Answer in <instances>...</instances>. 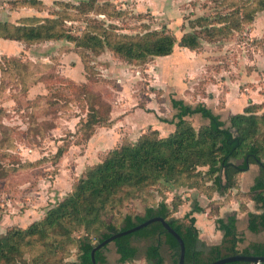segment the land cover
I'll return each mask as SVG.
<instances>
[{
	"label": "rangeland",
	"instance_id": "1",
	"mask_svg": "<svg viewBox=\"0 0 264 264\" xmlns=\"http://www.w3.org/2000/svg\"><path fill=\"white\" fill-rule=\"evenodd\" d=\"M91 1H58L27 8L15 17L60 19L62 29L77 37L92 31L98 19L105 27L116 26L118 35L135 37L165 28L180 40L191 32L195 19L215 18L226 10L222 0H97L111 4L109 14L101 18L78 10ZM2 17L1 23L18 25L19 20L13 18L12 23ZM224 35L211 39L203 34L198 50L176 46L171 56L147 62H127L109 49L92 53L66 39L0 41V236L42 220L87 168L109 152L151 132L159 138L173 134L175 126L163 122L178 113L172 100L193 107L204 104L227 125L229 118L246 109L263 117L264 11L242 30ZM91 110L100 112L98 125L92 126ZM187 120L196 129L209 124L199 115ZM259 139L264 143V127ZM164 189L158 182L145 190V199L129 195L123 203L116 201L118 214L108 221L118 226L127 213L144 215L148 206L156 207L163 199L170 203L177 190ZM236 195L234 191L231 197L236 200ZM244 239L241 249L264 240V233L244 234ZM132 245L139 253L126 264H149L146 250L151 241L134 238ZM169 251L164 245L167 260ZM104 254L107 264H120L114 244ZM77 257L73 249L64 264Z\"/></svg>",
	"mask_w": 264,
	"mask_h": 264
},
{
	"label": "trees",
	"instance_id": "2",
	"mask_svg": "<svg viewBox=\"0 0 264 264\" xmlns=\"http://www.w3.org/2000/svg\"><path fill=\"white\" fill-rule=\"evenodd\" d=\"M85 3L77 8L86 16L93 13L105 18L110 12L111 4H100L97 0ZM219 3L226 7L224 12L215 18L195 19L190 23L191 32L180 40L165 28L135 37L118 35L116 26L105 27L97 22L98 19L91 27L92 31L77 37L62 29L60 19L48 18L39 22L27 17L21 18L18 25L0 22V39L28 44L66 39L79 49L92 53L109 49L127 62H147L171 56L176 46L196 51L201 47L203 34L211 39L222 38L226 33L242 30L264 11V0H222ZM45 6L48 5L40 0H17L12 2L11 9ZM83 61L86 63L85 58ZM85 68L87 70L86 65ZM172 106L178 113L172 121L163 122L175 126L173 134L159 138L157 132H151L134 144H125L109 152L100 163L87 168L72 191L42 220L26 229L12 228L0 236V264H64L73 249L78 252V257L72 264H93L91 254L96 245L156 217L165 219L184 241L185 264H212L237 255L264 256V242L240 248L245 239L237 230L236 215L219 218L220 209L235 200L231 194L237 190L235 201L240 203L241 212L248 213L249 203L257 207L255 213H248V230L253 234L264 230V143L259 139L264 116L259 117L251 109H246L244 114L232 116L227 125L204 104L193 107L172 100ZM91 111L92 126L98 125L102 120L97 117L100 112ZM197 115L208 120L209 124L196 129L187 118ZM62 154L63 149L58 152V157ZM260 163L263 166L254 187L249 192L240 191V176L250 165ZM158 182L166 192L186 189L209 199L215 194L224 197L223 202L210 204L208 214L215 218L217 229L224 233L222 242L208 246L200 240L191 216L195 212L204 213L205 209L196 207L183 219L175 217L184 204L180 195H175L170 203L163 199L156 207L148 206L144 215L127 213L118 226L108 221L118 214L114 207L116 201L123 203L129 195L130 198L145 199V190ZM136 193L139 197L134 196ZM76 233L79 234L77 238L74 237ZM134 238L151 241L146 250L149 264H165L164 245L171 250L173 263L179 264V243L161 223H154L112 243L120 256V264L137 259L139 251L132 245ZM106 250L96 252L97 264H106ZM59 253L61 257H58Z\"/></svg>",
	"mask_w": 264,
	"mask_h": 264
},
{
	"label": "crops",
	"instance_id": "3",
	"mask_svg": "<svg viewBox=\"0 0 264 264\" xmlns=\"http://www.w3.org/2000/svg\"><path fill=\"white\" fill-rule=\"evenodd\" d=\"M14 1H17V0H0V20L3 19L2 17L3 15L10 22L15 23L21 18H24L27 16V15H24L21 18L15 17V15L19 16L22 11L28 12L29 9L21 8V9L12 10L11 4ZM40 1H42L46 5H50L55 2L64 1V0H40ZM13 18H15L16 21H13L14 20ZM0 41L6 42L4 40H0ZM8 43L11 44L10 42ZM261 168L262 167L259 164L249 166V169L246 172H244L239 178L240 191L249 192L254 187L255 180L260 175ZM234 191H237V190H234ZM176 194L180 196L182 195L184 204L180 207L179 211L175 214V217L177 219H183L186 215L191 214L192 211L196 207L205 209L204 213L195 212L191 217L195 221V227L199 232L200 240L208 246L219 245L222 242L224 233L217 229L215 218L211 219V217L208 216L210 212L209 205L211 201H220V200L224 201L225 198L220 197L218 194H215L213 199L210 200L205 195H202L193 190L182 191V192L176 191ZM248 208H249L248 213L249 212L255 213L257 210L256 204L254 203H250L248 205ZM219 213H220L219 218L221 219H227L230 216L236 215L237 230L242 235L246 234V236L247 235L253 236V235L264 233V230H263L258 234H253L248 230V221H249L248 213L247 212L243 213L240 211V204L238 202L232 201L230 204L229 202L225 203ZM262 242H264V240L260 241L259 243H262ZM170 252L171 250L168 252L169 260H167L162 254L165 260V264H174L172 252L171 253ZM115 253H117L116 248H115ZM107 263L108 262L106 261V264Z\"/></svg>",
	"mask_w": 264,
	"mask_h": 264
},
{
	"label": "water",
	"instance_id": "4",
	"mask_svg": "<svg viewBox=\"0 0 264 264\" xmlns=\"http://www.w3.org/2000/svg\"><path fill=\"white\" fill-rule=\"evenodd\" d=\"M259 165L261 167L263 166L262 163H260ZM154 223H161L163 225V227L166 229V231L177 240V242L179 243V246H180L179 264H185L186 247H185L184 241L178 235V233L169 225V223L165 219L160 218V217L149 219L148 221H146L142 224H139L130 230L115 234L112 237H110L109 239H107V240L99 243L98 245H96L92 251V254H91L93 264H97L96 263V252L97 251L106 248L107 246L114 243L119 238H122V237H125L128 235H132V234H134V233H136L142 229H145L146 227H148ZM232 262H242V263H249V264H264V256L237 255V256L221 259V260L216 261L212 264H228V263H232Z\"/></svg>",
	"mask_w": 264,
	"mask_h": 264
},
{
	"label": "flooded vegetation",
	"instance_id": "5",
	"mask_svg": "<svg viewBox=\"0 0 264 264\" xmlns=\"http://www.w3.org/2000/svg\"><path fill=\"white\" fill-rule=\"evenodd\" d=\"M106 248H108V247H106Z\"/></svg>",
	"mask_w": 264,
	"mask_h": 264
}]
</instances>
